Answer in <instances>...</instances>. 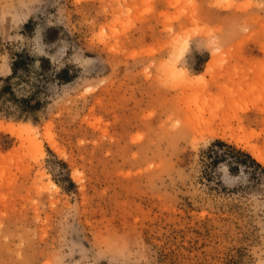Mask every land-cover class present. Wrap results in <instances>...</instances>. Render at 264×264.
I'll use <instances>...</instances> for the list:
<instances>
[{
	"label": "rangeland",
	"instance_id": "obj_1",
	"mask_svg": "<svg viewBox=\"0 0 264 264\" xmlns=\"http://www.w3.org/2000/svg\"><path fill=\"white\" fill-rule=\"evenodd\" d=\"M20 52L0 264H264V0H0V78Z\"/></svg>",
	"mask_w": 264,
	"mask_h": 264
},
{
	"label": "trees",
	"instance_id": "obj_2",
	"mask_svg": "<svg viewBox=\"0 0 264 264\" xmlns=\"http://www.w3.org/2000/svg\"><path fill=\"white\" fill-rule=\"evenodd\" d=\"M29 57L30 55L26 52L16 53L13 61L10 64L11 73L4 78H0L2 81L0 85V111L9 112L10 106H12L18 110L20 114L19 116H21L22 114L37 111L42 107L44 101L40 95L42 92L41 84L35 83L33 89L27 95L17 97L9 82L17 74L18 69L25 66V62H27ZM44 61L45 60L41 61V68H44ZM67 71V69H63L61 71L62 81H68L72 78L71 75H68ZM38 73H41V71H38ZM41 74L44 75L43 71ZM215 147H227V149H230V152L235 158V163L237 162L236 165H232L233 161H230L229 159L225 158L224 155L219 154L217 150H215ZM209 151L213 153V159L211 162L214 164L218 163L219 161L225 162L230 172L237 171L240 164L244 165L246 163H250L260 166V164L255 161V159H253L249 153L241 150L240 148H236L234 145L229 144L221 139L213 140L207 148L208 154H210Z\"/></svg>",
	"mask_w": 264,
	"mask_h": 264
},
{
	"label": "bare ground",
	"instance_id": "obj_3",
	"mask_svg": "<svg viewBox=\"0 0 264 264\" xmlns=\"http://www.w3.org/2000/svg\"><path fill=\"white\" fill-rule=\"evenodd\" d=\"M226 1V0H225ZM178 42H180V41H178ZM176 44V43H175ZM177 47V46H176ZM178 49V48H177ZM176 49V50H177ZM175 50V51H176ZM178 51V50H177ZM176 51V52H177ZM175 52V53H176ZM182 52V51H181ZM175 53H174V55H175ZM181 54V53H180ZM181 56V55H180ZM174 57V56H173ZM214 58V57H213ZM208 67H209V65H208ZM165 72V71H164ZM185 74V73H184ZM220 122V121H219ZM222 122V121H221ZM224 123H225V121H224ZM221 124V123H220ZM221 125H223V122H222V124ZM221 125H217L218 127L219 126H221ZM225 125V124H224ZM225 127V126H224ZM7 128V127H6ZM11 127H8L7 129H10ZM29 129H30V126L28 127ZM229 128V127H228ZM225 129V128H223L222 127V129H221V131H220V128L217 130V129H213V130H211V132L210 133H212L213 134V136H218L217 134L218 133H220V135H219V137H221V138H225V137H230V141H233V142H235L237 145L240 143V141L242 142V140H239L238 139V137L233 133V132H231L232 130H231V128L230 129ZM14 128H12V130H13ZM228 130H230L229 132H228ZM209 133V134H210ZM228 133V134H227ZM244 142V141H243ZM34 144H37L36 142L34 143ZM250 147V146H249ZM250 150H251V152H252V155H253V157L257 160V161H259L261 164H263L264 165V151L263 150H257V149H255L254 147H250Z\"/></svg>",
	"mask_w": 264,
	"mask_h": 264
}]
</instances>
